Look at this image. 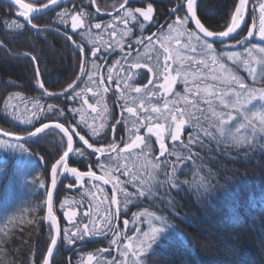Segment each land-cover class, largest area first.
<instances>
[{"label":"trees","instance_id":"16d2710c","mask_svg":"<svg viewBox=\"0 0 264 264\" xmlns=\"http://www.w3.org/2000/svg\"><path fill=\"white\" fill-rule=\"evenodd\" d=\"M43 1L38 0L37 6L43 4ZM121 2L122 0H96L93 4L91 0H69L51 11L36 15L33 23L40 29L37 31L19 17L16 7L6 0H0V129L15 135H25L26 129L34 130L35 127L50 121L65 123L67 119L65 126L79 125L76 131L84 135L94 147L107 148L114 140L121 148L124 147V142L129 137L125 124L116 125L113 130L115 121L121 119L123 104V101L117 103L115 77L118 74L123 77L125 74L119 71V66L114 65V61L120 60L122 55L117 41L125 44V52L128 51L127 44L132 43V57L135 58L139 54L141 63L156 53L151 51V45L147 49L135 45V39L141 36L138 24L129 21L125 25L116 19L122 14ZM148 2H151L155 9L154 21L145 25L143 36L158 33L161 27L166 32L167 25L175 19L174 15H170V9L180 0H130L126 7H146ZM236 2L237 0H198V18L209 30L224 31ZM256 3L257 0H250L246 26L242 25L233 39L224 44L214 43L217 53L221 50L243 52L245 46L251 47L252 44L264 46V41L258 36L249 38L245 46L236 45V41L246 37L248 29L252 27V5ZM97 7L100 8L99 13L96 11ZM65 10L69 12L67 24L61 23L57 15ZM81 10L90 14L86 23L90 22L93 26L95 23L114 25L117 31L116 36L110 37L108 31L92 27V37L97 39L101 49L106 47L107 43H111L115 49H110L108 53L102 52L100 59L96 60L104 76H107L106 68L113 67L114 79L111 83L105 82L104 87L109 88L107 93L95 97L92 91H86V88L96 90L94 85L88 83L87 76L76 81V77L80 75L81 57L72 41L67 39V36H72L73 40L85 46L86 51L92 47L88 38H82L80 35L86 29H78L76 32L71 29V15ZM183 13L182 9L178 14ZM256 17L258 27V6ZM139 19L142 21V17ZM13 20L24 24V27L9 28L8 25ZM188 27L194 30L191 24ZM126 28L131 29V35L122 39L119 33ZM153 43L158 47L157 41L154 40ZM173 44L175 46L174 41ZM32 56L38 58V63L32 61ZM224 62L246 84L261 88L264 70L259 66L256 82L253 84L245 66L233 64L226 58ZM37 67L40 71L39 77L36 76ZM88 68L92 70L90 53ZM133 71L139 74L130 82L137 87L143 88L150 79H154L147 68ZM37 79L44 82L49 93L56 95L45 94L39 88ZM73 81L78 85L76 90L82 93V97L75 100L60 95ZM173 91L183 96L184 83L178 80L173 86ZM16 93L20 95L17 97ZM10 96L14 98L8 100ZM83 98L88 99L97 111L92 112L88 105L82 104ZM6 100L10 106L8 109L4 105ZM255 101L262 100L257 98ZM152 102L156 103V98H153ZM34 104H38L43 111L33 108ZM48 105H53L56 110L48 111ZM105 105L109 109L107 119L103 113ZM13 106L18 107V111H15ZM73 108L81 109L80 113L69 111ZM60 109L64 110L63 116L59 115ZM32 112L37 115L33 117ZM81 115L88 124L100 129L98 135H92L91 130L81 122ZM30 117L33 120L32 125L22 123ZM124 119H129L127 113H124ZM130 126L129 124L128 127ZM196 133L197 130L193 126H186L182 138L187 142L189 134ZM140 134H146V129H141ZM62 136L58 130H46L31 140L20 141L27 151H22L19 147L0 146V264H43L53 234L51 222L44 218L47 216L50 169L51 164L66 150V137L62 142ZM73 139L74 148H84L87 153L92 152L91 149H86L78 137L74 136ZM6 140L17 143L16 140ZM202 140V145L192 146V151L198 157L195 163L186 161L180 165L176 174L181 181L178 188H172L170 183L158 185L154 196L134 200L127 210L121 207L120 215L113 220L114 227L111 229L104 227L101 217L107 214L106 209L115 210V206H110L112 184L104 185L102 181H93L88 177H84L83 183L78 184L70 174L58 176L52 195V208L61 233L50 264H87L89 254L94 255L95 264H108L111 260L119 264L122 259L119 252L123 243L127 242L124 234L134 236L133 226L136 221L133 223L132 214L145 210L164 217L168 227L144 254L143 264H264V139L257 135L252 147L234 146L231 142L218 145L215 140L203 136ZM167 143L171 149L172 142L169 140ZM158 154L159 145L153 137L149 158ZM95 161L96 155L81 157L70 154L68 164L81 172H87L91 168L100 175V170L94 166ZM120 178L128 179L125 176ZM157 178L160 181L165 179L162 173L158 174ZM41 180L44 181V187L40 186ZM185 180L188 181L187 184L182 183ZM69 184L72 187H68ZM94 184L97 187H93ZM126 186L129 192L135 191L130 184ZM98 187L103 191H98ZM71 211L76 212L73 220L77 225L82 227L87 223L90 230L102 229L103 234L91 235L84 241L76 240L74 244H68L64 239V229L69 232L74 229L65 212ZM85 212L89 215L85 216ZM125 219L129 221L126 228L123 223ZM139 228L143 227L140 225ZM117 230L121 232V239L113 245L111 240L115 238L113 233Z\"/></svg>","mask_w":264,"mask_h":264},{"label":"snow or ice","instance_id":"6c2138e0","mask_svg":"<svg viewBox=\"0 0 264 264\" xmlns=\"http://www.w3.org/2000/svg\"><path fill=\"white\" fill-rule=\"evenodd\" d=\"M96 0H91L95 4ZM130 0H122L120 9L122 14H119L116 19H119L123 24L127 25L129 21H134L139 25L141 36L136 38L134 43L138 46H144L146 49L151 45V51L155 52V56H149L141 63L142 59L139 54L135 58L132 57L133 44L128 43V51L125 52V44L117 41L122 53L121 59L114 61V65L119 66V71L124 72V76L119 74L115 77L116 89L118 92V101H123L121 105V119L116 120L115 126L124 123L129 137L124 142V147L121 148L115 140L109 144L107 148L94 147L76 131V127L67 123H55L50 126L48 123H43L40 127H35L34 130H25L26 135L15 136L16 144H12L7 140H0V145L8 147H19L22 151H27L24 145L19 143L21 140L37 137L38 134L45 133L46 130H58L62 133L61 141L66 137V150L63 154L51 164V187L55 189L57 186L58 176L71 175L77 183H83L84 177H88L93 181H102L104 185L112 184V195L110 197V206H115L114 211L106 209V215L101 217L104 222V227L113 228V220L120 215L121 207L127 210L128 205L134 200L141 197H151L156 194V186H163L165 183H170L172 188H178L181 184L177 174L180 165L186 161H191L193 164L198 158L197 154L192 151L194 144H203L202 136L210 140H215L217 144L231 142L234 146H254L257 135L264 139V103L260 104L259 108L255 105L247 107L253 99L259 98L264 101V78H262V86L257 89L249 86L224 62L231 61L233 64H241L245 66L252 78L253 84L256 82L257 66L264 70V46L258 47L252 44L251 47L245 46L249 38L258 36L264 41V0H257V3L252 5V27L248 29L247 36L237 40L236 45L245 46L243 52L223 51L217 53L214 48V43L224 44V38H234L233 33L238 34V30L242 25L246 26V13L248 12L250 0H238L234 4V11L230 16V21L226 23L224 31H212L201 22L197 15L198 0H180L170 9V15H174L175 19L167 25V31L161 27L158 33H153L149 36H143V30L147 23L154 21V7L151 2L146 4V7H126ZM12 6H19V17H22L27 24L33 29L40 31L33 19L36 15L43 13L51 5H58L60 0H48L47 4H39L38 0L33 3H25L24 0H9ZM259 10V25L256 24V8ZM115 8V5H113ZM184 10L183 15H179L180 10ZM97 13L100 8H96ZM58 18L63 24H67L68 10L58 13ZM90 14L84 11L75 12L71 15V29L76 32L78 29H86L80 33L82 38L87 37L88 43L92 46L86 51L82 43H77L72 36H67V39L72 41L75 48L80 54V75L76 77V81L81 80V77L87 76L88 83L94 85L95 91L92 88H86V91H92L93 96L103 95L109 91L108 87H104L105 82H113V67H107V76L101 74L100 65L96 60L100 59L101 53H108L112 47L111 43L101 49L97 43V39L92 37V27L96 30L108 31L110 37L117 35L116 26L101 23H95L94 26L90 22L86 23L87 17ZM142 17V21L139 19ZM194 23L195 30L189 29V24ZM9 28L22 29L24 24L13 20L8 25ZM121 38L131 35V29L126 28L119 33ZM158 42V47L156 43ZM175 42V46L173 44ZM231 45V47H236ZM89 53L91 57V69L89 70ZM191 53L192 55H185ZM161 56L163 59L161 60ZM34 63H38V58L31 57ZM154 61V63H153ZM127 66V67H125ZM147 68L149 73H152L154 79H150L147 85L143 88L137 87L130 82L135 79L139 70ZM174 73V74H173ZM36 76H40L39 67L36 68ZM163 82L160 83L159 81ZM180 80L184 83L185 94L173 91V86ZM76 81L69 83L60 95H66L70 99H78L82 97V93L77 91L78 85ZM37 84L40 89L48 95H56L49 93L45 88L42 80L37 79ZM151 85V87H149ZM102 89V91H101ZM71 90V92H69ZM116 93H114L115 95ZM16 93L15 96H19ZM176 97V99H172ZM14 97L10 96L8 100ZM156 98V103L152 99ZM8 100L4 102L5 108L8 109ZM162 101V103H161ZM82 104L88 105L92 112H96V108L88 102V99L83 98ZM27 107V106H26ZM38 111H43L38 104L32 105ZM15 111L18 107L13 106ZM53 105H48V111H55ZM73 113H80L81 109H69ZM105 119L109 115L107 105L103 107ZM124 113L128 114L129 119H124ZM36 112H32L35 117ZM59 115H64V110H59ZM81 122L91 130L93 136L99 134L100 129L88 124L84 116L81 115ZM22 123L32 125V118L23 120ZM131 125L128 127V125ZM193 126L197 133L196 135L189 134L187 142L184 141L183 132L186 126ZM100 128H103L101 124ZM141 129H146V134L141 135ZM7 130L0 129V136H14ZM78 137L79 141L86 146V149H91V153H87L84 148H74L73 137ZM155 137V142L159 145V154L149 158L152 152V138ZM172 142V147L169 149L168 141ZM75 154L81 157L85 155H96L94 166L101 172L100 175L91 168L87 172L78 171L76 167H69V155ZM103 157V159H101ZM163 157V159H161ZM175 157V159H169ZM43 159V157H41ZM125 161V162H121ZM142 161V162H141ZM162 173L165 177L164 181L158 180V174ZM121 176H125L127 180H121ZM147 177V179H145ZM203 179V178H201ZM182 183L187 184L185 180ZM131 185L135 191L129 192L126 185ZM40 186L44 187V181H40ZM68 187H72L71 184ZM97 187V185H93ZM98 191H103L98 187ZM120 197L123 199L121 200ZM63 207V204L61 205ZM89 215L88 212L84 213ZM133 215V223L137 220L147 222L149 224L148 231L141 232L139 227L135 228V232L140 235L133 237L124 234L123 250L119 252L123 259L120 264H143L142 257L157 242L158 237L164 233L168 227L164 217L155 215L154 213L135 212ZM68 221L72 223L73 231L69 232L64 229V239L68 244H74L76 240L84 241L86 237L91 235L103 234L102 229H89L87 223L82 227L77 225L73 218L76 216L75 211L65 212ZM147 217L146 221L142 218ZM51 222L53 234L51 235L50 246L47 248V255L43 258V264H50L53 256V250L56 248L58 239L60 238L61 229L58 226L57 217L53 214L52 208V191L47 192V216L44 217ZM159 222L160 226L156 223ZM125 228L129 221H123ZM111 244L116 245L121 239V232L115 231ZM94 255H88V264H92ZM108 264H117L115 260L108 261Z\"/></svg>","mask_w":264,"mask_h":264},{"label":"water","instance_id":"95a60500","mask_svg":"<svg viewBox=\"0 0 264 264\" xmlns=\"http://www.w3.org/2000/svg\"><path fill=\"white\" fill-rule=\"evenodd\" d=\"M8 3H9V0H6ZM67 1H69V0H60V3L58 4V5H51L48 9H45L44 11H43V13H46V12H48V11H51V10H53V9H55V8H57V7H59V6H61V5H63L64 3H66ZM237 2H238V0H237ZM26 3V2H25ZM48 3V2H47ZM46 3V4H47ZM10 4V3H9ZM12 5V4H11ZM18 10H19V6L17 5V6H15ZM42 14V13H41ZM191 25H192V27L194 28V30H195V25H194V23H190ZM240 30V29H239ZM239 30H238V32H239ZM237 35V33H233L232 34V37H235ZM231 39H233V38H224V40H225V42L226 41H229V40H231ZM50 126H53L55 123H58V122H54V121H50V122H47ZM40 127V126H39ZM62 134V133H61ZM26 135V134H25ZM40 134H38V136H39ZM15 136H24V135H14V136H10V137H3V136H0V137H2V138H5V139H9V140H16L15 139ZM33 138H35V137H33ZM33 138H31V139H33ZM31 139H27V140H21V141H28V140H31ZM71 154V153H70ZM70 156V155H69ZM59 159V158H58ZM78 184H80V183H78ZM49 190H51L52 191V195H53V190L54 189H52V187H51V171H50V181H49V187H48V191ZM47 191V192H48ZM46 214H47V201H46ZM53 214L55 215V213L53 212ZM56 216V215H55ZM57 217V216H56ZM57 222H58V219H57ZM58 226H59V222H58ZM58 242H59V239H58ZM58 244V243H57ZM55 249V248H54ZM54 251V250H53ZM46 255H47V253H46Z\"/></svg>","mask_w":264,"mask_h":264},{"label":"rangeland","instance_id":"374dc122","mask_svg":"<svg viewBox=\"0 0 264 264\" xmlns=\"http://www.w3.org/2000/svg\"><path fill=\"white\" fill-rule=\"evenodd\" d=\"M24 2H26V3H31L30 1H25L24 0ZM48 2V0H44L43 1V4H46ZM254 87V86H253ZM254 101L256 100V99H253ZM252 100V101H253ZM262 103H264V101H255V102H251L250 104H249V107H251L252 105H255L257 108H259V106H260V104H262ZM1 140H6V139H4V138H1ZM8 141V140H7ZM10 143H12V144H14L12 141H9ZM0 146H4V145H0ZM201 187H202V185H200L199 186V189L201 190ZM205 188V187H204ZM143 219V221H146L148 218L145 216L144 218H142ZM154 223H156L157 224V226H160L159 225V222H154ZM142 226L143 228L141 229V231L143 232V231H148V229H149V224L147 223V222H142L141 220H137L136 221V225L135 226H133V228H134V230H135V228L136 227H139V226ZM136 235H140L139 233H136V232H134V236H136ZM133 237V236H132ZM122 250H123V248H122ZM121 250V251H122ZM123 259V258H122ZM121 259V260H122ZM87 264H88V261H87ZM92 264H95V262H94V260L92 261ZM119 264H120V262H119Z\"/></svg>","mask_w":264,"mask_h":264}]
</instances>
